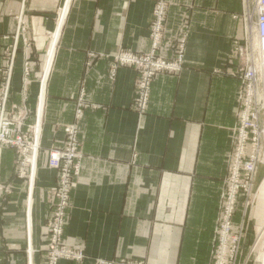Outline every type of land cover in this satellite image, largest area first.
<instances>
[{"label":"crops","instance_id":"obj_1","mask_svg":"<svg viewBox=\"0 0 264 264\" xmlns=\"http://www.w3.org/2000/svg\"><path fill=\"white\" fill-rule=\"evenodd\" d=\"M156 1L70 0L46 77L32 187L14 173L15 150H0L1 264H46L45 223L58 179L49 154L63 148V128L75 122L78 109L81 169L63 242L82 250L84 259L59 264L211 263L237 124L235 43H245L247 0H164L161 56L173 57V43L188 25L184 68L154 78L139 117L133 109L136 72L118 67L111 79L113 58L120 51H150ZM63 2L0 0V95L7 84L5 110L25 117L24 132L35 121ZM258 215L259 221L248 222L247 240L264 222Z\"/></svg>","mask_w":264,"mask_h":264},{"label":"built area","instance_id":"obj_2","mask_svg":"<svg viewBox=\"0 0 264 264\" xmlns=\"http://www.w3.org/2000/svg\"><path fill=\"white\" fill-rule=\"evenodd\" d=\"M168 7V3L164 0H158L154 4L149 26L151 40L149 53L141 55L120 51L113 58L111 79L114 78L118 67L131 66L137 69L133 109L139 117L147 111L154 78L159 74L176 76L184 68L188 25L182 27L179 37L173 43V57L165 59L161 56ZM244 18L245 43L243 45L235 43V50L240 57L236 75L240 82L237 124L233 129L232 149L227 160L224 189L220 195L210 264L242 263V240L246 232L245 217L250 213L258 193L254 184L257 167L259 164L264 165V0H254L252 7L247 0L244 6ZM19 28L21 32H25L22 21L19 23ZM43 79L44 75L40 81L36 122L32 128V136L17 133L13 135L14 130L16 132L21 130L25 117L16 122L17 126L13 121H8L4 115L7 84L0 95V143L16 147L20 156L18 176L19 178L28 176L30 187L34 182L40 148L36 144V130L38 121L40 119L41 122L43 115L45 90ZM81 114L82 111L77 110L75 122L64 129L63 148L54 149L49 156V165L56 170L58 179L52 188L54 197L52 211L45 223L48 238L46 264H58L61 259L81 261L84 258L82 250L68 248L63 242L73 182L81 169L82 155L79 150L77 126ZM239 202H242V220L235 225L234 217ZM112 264L142 263L122 260Z\"/></svg>","mask_w":264,"mask_h":264},{"label":"rangeland","instance_id":"obj_3","mask_svg":"<svg viewBox=\"0 0 264 264\" xmlns=\"http://www.w3.org/2000/svg\"><path fill=\"white\" fill-rule=\"evenodd\" d=\"M251 1L253 2V0H250L249 2H251ZM54 32H53V34H54ZM53 34H52V36H53ZM125 52H128V51H125ZM144 54H147V53H144ZM141 55H143V54H141ZM123 67H130V68H133L135 70V72H136V78H135V82H134V88H135V83H136V79H137V75H138L137 74V69L135 67H131V66H123ZM45 81H44V85H45ZM134 96H135V94H134ZM133 101H134V99H133ZM78 110H80V109H78ZM12 113L7 114V112L5 111V114H4L5 118L8 121H13L14 125L17 126L18 124L16 122H19L20 118H23V116L22 115H17V114L15 115V114H12ZM34 116H35V121L28 127L29 129H28L27 132H24L22 130V127H23V124H22L21 130L17 131V132H16V130H14L13 131V135H15L17 133V134H20V135H29V136L31 135L32 136V133H31L33 131L32 128L35 126V122H36V112H35ZM26 118H27V116H26ZM69 125H71V124H69ZM69 125H67V126H69ZM39 126H40V120H39ZM39 126H38V128L36 130V136H37V142L36 143H37V146H40V144H39L40 140L39 139H40V127L41 126L40 127ZM65 128H66V126L63 128V132H64ZM12 129H14V127H12ZM2 147H9V148H12V149L15 150V152L17 154V158H16V162H15L14 173H15L16 177L19 178V176H18V163H19V160H20V156L18 154V150L16 149L15 146H11V145H8V144L0 143V150H1ZM38 152H40V148H39ZM49 156H50V154H49ZM258 177H260V178L258 179ZM20 179H26L28 184H29L28 176L24 177V178H20ZM73 184H74V182H73ZM254 184H255V190L258 193L256 195V200H255V203H254L253 207L250 210V213L247 214L246 217H245V228H246V231L248 229V222L251 219L254 218L253 220L255 222L259 221L257 219V215L258 214H261V215H258V216H261L260 218H262V220L264 221V165L263 164H259V166L257 167L255 178H254ZM52 188H51V193H52ZM2 192L5 193V189L2 186V184H0V194ZM52 196H53V193H52ZM238 211H239L240 222H241V220H242L241 219L242 202H239ZM263 229H264V222H263L262 225L256 227L255 230L252 231V238H250V240L246 239V232H245V235H244L243 240H242L243 243H242V255H241V262L242 263L241 264H244V263H247V264H264V236L261 235V234H263L262 233ZM61 260H66V259H61Z\"/></svg>","mask_w":264,"mask_h":264},{"label":"bare ground","instance_id":"obj_4","mask_svg":"<svg viewBox=\"0 0 264 264\" xmlns=\"http://www.w3.org/2000/svg\"><path fill=\"white\" fill-rule=\"evenodd\" d=\"M69 2H70V0H64V4H63L62 9L60 11L59 19L57 21L56 30H55L52 38H51L50 48L48 50V57H47V61H46V64H45V69H44L43 82L46 80L47 74H48L49 69H50V65H51V62H52V59H53V55H54V51H55V46H56L57 41L59 39L61 28L63 26L64 20H65L67 11H68ZM40 113H41V110H40ZM38 126H39V121H38ZM38 126H37V128H38ZM262 233L263 234H261V235L264 236V229H263Z\"/></svg>","mask_w":264,"mask_h":264}]
</instances>
